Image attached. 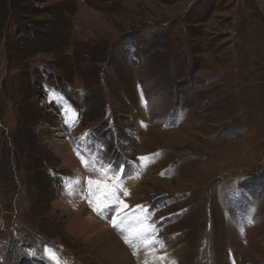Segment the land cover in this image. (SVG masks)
<instances>
[{
	"label": "rangeland",
	"instance_id": "374dc122",
	"mask_svg": "<svg viewBox=\"0 0 264 264\" xmlns=\"http://www.w3.org/2000/svg\"><path fill=\"white\" fill-rule=\"evenodd\" d=\"M107 236L264 264V0H0V264H108Z\"/></svg>",
	"mask_w": 264,
	"mask_h": 264
},
{
	"label": "bare ground",
	"instance_id": "6f19581e",
	"mask_svg": "<svg viewBox=\"0 0 264 264\" xmlns=\"http://www.w3.org/2000/svg\"><path fill=\"white\" fill-rule=\"evenodd\" d=\"M129 185V184H128ZM112 218H114V219H116L115 218V215H113L112 216ZM119 224V223H118ZM93 225H96V226H101V225H103V222H99L98 220H96L95 221V223L93 224ZM133 225H135V224H133ZM132 225V226H133ZM136 225H137V223H136ZM114 228H116L115 226H114ZM127 228H128V224H124L122 227H121V229L123 230V232L124 233H128V231H127ZM94 229V228H93ZM109 230H112L111 228L110 229H108V230H106V231H109ZM113 231V230H112ZM102 233L104 232V231H101ZM111 232V231H110ZM114 233H115V235L117 236V234H116V231H113ZM130 233V232H129ZM100 234V233H99ZM136 234V233H135ZM124 235V234H123ZM126 236V235H125ZM118 237V236H117ZM138 237V236H137ZM119 238V237H118ZM141 238V237H140ZM99 239V238H98ZM102 240H100V241H98L97 239V242H94L93 243V245L94 246H97V250L96 251H98V253H99V255H100V257L101 258H105V259H107V263L108 264H134L133 263V261H134V259L135 258H138V259H136L137 261H134L135 262V264H142L141 262H142V260H140L139 259V257H138V253L137 254H135V258L134 259H132V254H131V261H129V259L128 258H126V257H123V256H121L120 255V252H122L121 250H122V247H121V245H119L120 243L118 242V240H116L115 238H113L112 236H107V240L108 241H110V242H108L107 240H105L104 238H101ZM120 240V242H122L123 243V241H121V237L119 238ZM150 239V238H149ZM129 240V239H128ZM145 240V239H144ZM148 240V239H147ZM147 240H146V242H147ZM150 242V241H149ZM124 243H125V241H124ZM124 243H123V245H124ZM144 243V242H143ZM118 244V245H117ZM146 245V246H145ZM147 245H149L148 243H146V244H144V246L145 247H147ZM155 245V244H154ZM154 245L153 246H151V244L147 247L148 249L150 248V251L148 252V254H146L147 256H150L151 254H154V253H156L157 251H161V247L159 246V245H156V251H154L153 250V247H154ZM125 246V245H124ZM158 247V248H157ZM124 248H127L126 246L124 247ZM94 249V248H93ZM155 249V248H154ZM126 251H127V249H126ZM128 252V251H127ZM141 257V256H140ZM146 258V257H145ZM143 259V258H142ZM148 260V259H147ZM152 261H154V260H150L149 261V263H151ZM159 261V260H158ZM145 262H147V261H145ZM163 262H165V261H163Z\"/></svg>",
	"mask_w": 264,
	"mask_h": 264
},
{
	"label": "snow or ice",
	"instance_id": "6c2138e0",
	"mask_svg": "<svg viewBox=\"0 0 264 264\" xmlns=\"http://www.w3.org/2000/svg\"><path fill=\"white\" fill-rule=\"evenodd\" d=\"M141 159H144V158H141ZM89 183L91 184L93 183V181L90 180ZM96 183H99V182H96ZM116 191H117V186L115 184L104 185V188L101 191V197H103V200H101L100 198H97L98 202L93 207V210L96 211L97 213H100L101 210L104 207H106L108 204H115L117 202ZM127 194H128L127 191H125L124 195H127ZM119 204H120V207L115 210L117 219L113 221L114 225L117 224L122 219V217L120 216V213L128 207V205L125 204L123 201H119ZM156 242H159V241H156Z\"/></svg>",
	"mask_w": 264,
	"mask_h": 264
}]
</instances>
